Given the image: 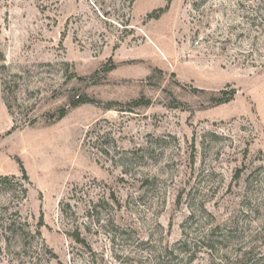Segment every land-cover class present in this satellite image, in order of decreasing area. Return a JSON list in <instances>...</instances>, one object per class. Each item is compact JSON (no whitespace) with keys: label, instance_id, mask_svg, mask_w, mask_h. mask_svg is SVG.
Instances as JSON below:
<instances>
[{"label":"rangeland","instance_id":"1","mask_svg":"<svg viewBox=\"0 0 264 264\" xmlns=\"http://www.w3.org/2000/svg\"><path fill=\"white\" fill-rule=\"evenodd\" d=\"M0 137V264H264V0H0Z\"/></svg>","mask_w":264,"mask_h":264},{"label":"trees","instance_id":"2","mask_svg":"<svg viewBox=\"0 0 264 264\" xmlns=\"http://www.w3.org/2000/svg\"><path fill=\"white\" fill-rule=\"evenodd\" d=\"M235 93H232L231 95H228L227 97H226V95L227 94H225L224 92L222 93V95H223V97L221 98V99H218V100H215V103H216V105H219V104H222V103H225V102H229V101H231V100H229L230 98H232V96L234 95ZM225 96V97H224ZM229 97V98H228ZM228 99V100H223V99ZM84 104H86V100H84V99H78V100H76L75 102H73L72 104H71V106H70V108L71 109H76L77 107H79V106H81V105H84ZM65 116V112H63L62 113V116L60 117V118H62V117H64ZM0 139H1V137H0ZM21 173H22V180L26 183H30L29 182V178H28V176H27V173H26V171H25V169H24V167L21 165ZM4 180H8V178L6 177V178H4ZM26 194H27V189L26 188H24V195L26 196Z\"/></svg>","mask_w":264,"mask_h":264}]
</instances>
